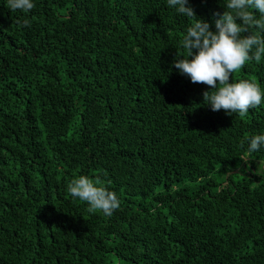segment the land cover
Listing matches in <instances>:
<instances>
[{
    "label": "trees",
    "instance_id": "trees-1",
    "mask_svg": "<svg viewBox=\"0 0 264 264\" xmlns=\"http://www.w3.org/2000/svg\"><path fill=\"white\" fill-rule=\"evenodd\" d=\"M33 3L0 0V264H264V56L230 81L261 104L214 112L167 0ZM189 5L215 30L221 0ZM80 176L120 207L90 211Z\"/></svg>",
    "mask_w": 264,
    "mask_h": 264
},
{
    "label": "clouds",
    "instance_id": "clouds-1",
    "mask_svg": "<svg viewBox=\"0 0 264 264\" xmlns=\"http://www.w3.org/2000/svg\"><path fill=\"white\" fill-rule=\"evenodd\" d=\"M167 3L177 13L194 20L182 38L187 55L177 52L173 65L192 83L209 86L210 90L203 92L204 105L214 112L223 109L229 115H243L259 106L262 92L256 82L230 81L232 74L248 61L260 62L264 56V0H221L224 11L214 14L215 30L196 15L189 0H167ZM7 6L25 13L35 7L33 0H7ZM23 24L30 26L27 20ZM261 146H264V134L255 135L247 151H258ZM68 191L74 198L87 202L90 211L100 210L106 216L120 207L116 193L102 186L99 179L80 176L70 182Z\"/></svg>",
    "mask_w": 264,
    "mask_h": 264
},
{
    "label": "rangeland",
    "instance_id": "rangeland-1",
    "mask_svg": "<svg viewBox=\"0 0 264 264\" xmlns=\"http://www.w3.org/2000/svg\"><path fill=\"white\" fill-rule=\"evenodd\" d=\"M256 161V160H255ZM257 162V165H260L261 164V162L260 161H256ZM258 169V168H257Z\"/></svg>",
    "mask_w": 264,
    "mask_h": 264
}]
</instances>
